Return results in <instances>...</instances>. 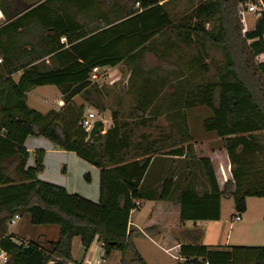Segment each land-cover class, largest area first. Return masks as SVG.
<instances>
[{
    "label": "trees",
    "instance_id": "16d2710c",
    "mask_svg": "<svg viewBox=\"0 0 264 264\" xmlns=\"http://www.w3.org/2000/svg\"><path fill=\"white\" fill-rule=\"evenodd\" d=\"M162 1L142 0L141 10L117 9L103 16L105 25L85 26L80 18L91 14L92 0H36L27 5L21 0H0L6 18L0 27V246L9 254L6 264H48L53 260L54 264H66L72 260V242L77 236L86 251L98 238L105 256L130 251L132 262L148 264L129 229L145 200L170 202L177 209L179 227L171 230L177 244L171 240L163 243L184 258V264H264V247L210 248L203 243V229L184 225L220 220L223 199L234 200L236 215L246 212L247 198L264 197V7L257 13L254 29L243 30L241 5L260 0L205 2L180 21L173 20ZM215 19L217 26L207 30L206 25ZM63 37L66 44L61 42ZM194 38L222 47L225 63L217 80L204 85L192 84L183 69L167 71L173 76L168 112L177 116L181 108L198 106L213 111L203 126L223 141L231 164L232 181L223 189L213 162L196 155L185 118L181 127L175 126L179 138L172 143L175 148L165 154L186 155L193 167L201 166L209 181L208 191H198L188 182L180 186L178 179L183 175L175 172L157 186L146 184L156 154L164 150L166 141L148 138L137 143V154L125 156L123 151L131 146L129 125L118 123V113L114 112L112 127L88 143V133L81 126L85 107L73 101L80 96L104 112L100 91L91 87V73L96 67L124 64L131 69V80L143 79L144 86L152 88L138 104L143 115L154 107L162 85L167 84L166 78L150 84L147 77L159 69L147 68L146 55L167 60L181 45L187 48L194 44ZM202 57H195L191 68L206 69ZM20 71L23 74L16 82L13 75ZM49 85L62 91L65 106L60 112L42 114L28 106L27 92ZM189 85L192 92L187 91ZM30 135L47 138L59 149L75 152L98 167L99 202L40 180L45 153H35V166H28L30 153L25 141ZM184 143L188 145L183 147ZM85 179L90 182V175ZM158 207L154 206L144 220V232L156 240L162 234L160 222L167 218ZM18 214L29 215L36 226H58L59 239H42L29 246L14 242L15 236L7 234V224ZM171 215L169 212L167 220L174 224Z\"/></svg>",
    "mask_w": 264,
    "mask_h": 264
},
{
    "label": "crops",
    "instance_id": "0c3cea01",
    "mask_svg": "<svg viewBox=\"0 0 264 264\" xmlns=\"http://www.w3.org/2000/svg\"><path fill=\"white\" fill-rule=\"evenodd\" d=\"M93 9L90 10L91 14L80 18L84 22H81L85 26H97V25H105L103 16H107L109 13L103 12L99 10L97 6V2L92 0ZM118 8L114 9L117 10ZM112 10V12L114 11ZM168 11V10H167ZM111 13V12H110ZM109 17L114 18V15H109ZM3 26V25H1ZM0 26V27H1ZM49 63V60H46ZM123 64H120L121 66ZM116 67H104L109 68V70H113L118 68ZM103 68V67H102ZM131 71V69H130ZM22 72H18L13 75V79L18 82L22 76ZM91 81V79H90ZM54 85L49 86H40L35 87L31 91L27 92V104L30 108L37 110L42 114H46L51 110H55L60 112L65 103L63 101L62 91L57 87L55 89ZM39 90H54L55 97L51 99L49 97H41L36 94ZM74 103L79 107H85L84 115L92 110H96L97 120L103 121L102 134L106 133L113 125V117L110 109H106L104 112L98 111L94 106L85 102L80 96H75L73 98ZM42 104L47 107L45 112H42L38 107ZM163 104V103H162ZM133 107V106H132ZM129 107V108H132ZM151 108V107H150ZM147 110L143 115H147L150 112ZM164 108V109H163ZM169 107L162 105V109L157 112L159 118L163 121H166L167 124L171 123V118H169ZM94 112V111H93ZM138 115H142L139 112L135 111V114H130V111L126 115H118V123H132L137 122ZM143 118V117H142ZM141 118V119H142ZM189 125V124H188ZM190 128V127H189ZM136 132V131H135ZM178 138V134L175 133ZM174 134H166L164 133L161 137L166 141V147H164L163 151L157 152L156 156L158 157L151 166L149 176L145 181L146 184H151L157 186L161 183L168 174L175 172L176 176L181 174L183 178L178 179L179 185H184L187 182L190 187L195 188L198 191H208L210 189L209 181L203 173L201 166L197 165L193 167V161H188L186 155L182 156H172L167 155L165 153H169L175 146L172 144L175 140ZM129 142L131 146L128 149H125L123 153L125 156L132 155L134 153L137 154L136 148H133L132 143L137 137H133L131 132H129ZM215 136V137H214ZM206 136V139L201 141L194 140L191 141L194 145L195 153L199 158H208L214 163L215 153L219 152L222 154L226 153V150L219 148L216 149L215 141L221 140L216 135ZM194 138V137H193ZM156 139L149 138V141H153ZM159 140V139H158ZM179 140V138H178ZM140 141H148V138L141 136L138 138V142ZM188 143L182 144L183 147H186ZM181 146V145H179ZM25 147L27 151L30 153V158L28 161V166H35V153L38 151H44L45 156L43 160V171L39 174V179L48 182L51 184L59 185L64 187L70 194H77L85 199H88L94 203H98L100 200V169L86 160L80 158L75 152H69L65 150H61L56 147L50 140L44 137H36V136H28L25 141ZM222 149V152L220 151ZM139 154H142L141 147H139ZM215 151V153H214ZM203 153V154H202ZM190 160V159H189ZM89 174L91 177V181L87 182L85 179V175ZM191 174L190 179L187 180L185 178L186 175L189 176ZM218 184L221 189H223L225 181L229 180L228 175L226 174L225 179L220 177L219 173H215ZM147 186V185H146ZM223 200H233V199H223ZM223 200L221 201V218L218 221H198L191 222L193 224L192 228L188 227V222H186L185 228L193 229V228H201L205 231V237L203 243L210 248H222L226 249L233 246H245V247H264V197H249L247 198V209L245 213H242V218L240 221H233L232 219L237 215H235V205L234 200L231 208L229 209V213L227 216H224L223 213ZM154 206H160L158 209H161L163 216L168 218L169 212L172 213L171 216L174 217V224H171L169 220H164L163 223L160 222L163 226L162 234L156 240L146 234L144 232V220L146 215L154 208ZM146 208V209H145ZM145 213V214H143ZM139 216L141 218H139ZM143 216V217H142ZM178 212L177 209L170 202H161L158 203L153 200H145L142 202V207L138 212L134 215V218L130 221L129 229L133 232V242L144 258V260L151 264L148 256H146V252H148L147 248L141 243L142 239H145L148 244L156 249L161 250L165 254L170 253L169 249H164L160 246L161 243L168 241H173V244H177L176 240L171 236V230L173 228L179 227L178 225ZM22 220V219H21ZM32 224V223H31ZM207 227V228H205ZM236 232V234H234ZM50 233H54V238L50 235ZM7 234L20 235L19 232H8ZM60 229H50V232L45 231L39 234L38 240L45 239L50 242H56L59 239ZM21 237V235H20ZM25 239L27 236H22ZM172 237V238H171ZM175 248H179V245H175ZM148 254H150L148 252ZM105 259L106 262L104 264H118V251H113L109 256L104 255V250L102 243L96 238L92 246L88 251L85 250L82 245L81 238L75 237L72 242V260L76 262H80L82 264H101L99 263L101 259ZM179 261V264H184L185 259L179 256H172ZM179 258V259H178ZM122 261V260H121ZM121 264V263H120Z\"/></svg>",
    "mask_w": 264,
    "mask_h": 264
},
{
    "label": "rangeland",
    "instance_id": "374dc122",
    "mask_svg": "<svg viewBox=\"0 0 264 264\" xmlns=\"http://www.w3.org/2000/svg\"><path fill=\"white\" fill-rule=\"evenodd\" d=\"M99 10L112 13V10L118 8L120 11H128L139 10L137 2H142V0H95ZM216 1V0H163L161 3H166L165 7L172 16L174 21H180L182 18L187 17L190 13H192L197 6L202 3ZM36 0H21L22 5L35 3ZM251 4H259L255 2H249L241 5V23L243 30H252L255 27L257 21V13L249 12L248 7ZM141 7V5H140ZM262 7H259L261 9ZM71 10L74 11V8L71 7ZM80 22H84L80 19ZM218 24V20L209 22L206 25V29L212 31ZM195 43L190 45L189 47H184L181 45L180 48L174 53L171 57H168L167 60H160L154 54L148 53L146 55V65L147 68H158V72L153 74L152 76H148L147 79L150 80V84L153 85L154 81H160L162 78H166V85L163 86V90L160 92L159 98L154 100V107L150 109L149 114L147 115H138L137 122H128L127 132H131L133 137H137L132 143L133 148H136L138 142V138L144 136L146 138L152 139H160L164 133H168L171 135H175L176 128L175 126L181 127L183 119L187 120L189 124L188 127L190 134L194 137V140L201 141L206 139V136H214L213 133H208L204 130V121L213 116V111L206 106H198V107H190V108H181L176 116V114L169 113V118H171V123L167 124L166 121H163L161 118L157 117V112L162 109V105L171 107L170 100L172 99L173 89L169 88V85L172 82L173 76L170 75L167 71H178L179 69H183L185 71L186 77L190 78L192 84H207L212 81H216L218 74L220 73L224 63V50L222 47L214 45L208 41H204V44L201 43L200 40L194 38ZM205 60L203 62L206 66L205 68H201L202 66L191 68V61L195 59V57H201ZM183 82V80H182ZM91 87L97 88L100 91L99 100L101 104L105 107V109H110L111 114L114 112L118 113V115H126L128 111L130 114H135V111L138 112L139 109L138 104L142 101V98L146 95V93L152 88H147L145 82L143 84V79L134 78L131 80V71L129 66L121 65L116 69L101 71L99 72L98 78L93 79L91 76ZM155 86H153L154 88ZM57 89V87H54ZM160 88V87H159ZM192 92V86L189 85V89L187 91ZM37 95L41 97H49L54 99L55 91L54 90H39L36 92ZM163 103V104H162ZM133 106V107H132ZM132 107V108H129ZM42 112H45L47 107L41 103L38 107ZM164 109V108H163ZM96 113V110H92ZM168 112V111H167ZM143 117V118H142ZM142 118V119H141ZM104 130V128H103ZM136 131V132H135ZM215 137V136H214ZM175 140L178 138L175 135ZM207 140V139H206ZM215 148L223 149V141L216 140ZM194 146V145H193ZM222 149L220 150L222 152ZM224 150V149H223ZM215 153V151H214ZM227 153V152H226ZM203 154V153H202ZM129 159L135 158L134 156H129ZM214 169L215 173H219L221 178L226 177L228 175L229 180L224 184L225 185L232 181L231 176V164L227 154H220L219 152L215 153L214 156ZM12 170V169H10ZM88 182V181H87ZM223 187V188H224ZM233 204V200H223V213L224 216H227L229 213V209ZM146 209V208H145ZM145 214V213H143ZM148 215V214H147ZM146 215V216H147ZM143 217V216H142ZM139 218H141L139 216ZM22 220H19L15 225L7 224L8 232H19L20 235H14L15 237H19L20 239H25L22 236H27L30 238V242H37L39 234L48 231L50 229H58V226H36L31 224L30 216L27 214L22 215ZM193 224L188 222V227L192 228ZM207 228V227H205ZM236 234V232L234 233ZM50 235L54 238L55 234L50 233ZM27 240V239H25ZM148 250L146 252V256H148L151 264H179V261L172 256H176V251H170L168 254H165L161 250H156L152 248L145 239H142L141 242ZM160 246L164 249H167L169 245L161 243ZM118 264H122L121 260H125L126 264H136L132 262V253L126 252L122 253L118 251ZM179 259V258H178ZM48 264H52L49 262Z\"/></svg>",
    "mask_w": 264,
    "mask_h": 264
},
{
    "label": "built area",
    "instance_id": "2783aa9c",
    "mask_svg": "<svg viewBox=\"0 0 264 264\" xmlns=\"http://www.w3.org/2000/svg\"><path fill=\"white\" fill-rule=\"evenodd\" d=\"M137 5H138V8L139 10H141V3L140 2H137ZM259 7H264L263 6V2L260 0L259 1V4H251L249 5L248 7V10L249 12H256V11H259L261 9H259ZM6 23V18L2 12V10L0 9V26L1 25H4ZM61 42L62 43H67V40L65 37L61 38ZM109 68H101V67H96L93 69L92 73H91V76L93 79H97L98 78V75H99V72L101 71H108ZM91 76H90V79H91ZM97 120V115L95 112L93 111H90L88 113H86L82 120H81V126L83 129H85V131L87 133H89L90 129L92 128L93 126V123ZM137 207H140V203L137 202ZM242 216V213H238L232 220L233 221H240L241 220V217ZM22 216L21 215H15L9 222L8 224L10 225H15L19 220H21ZM14 235V234H13ZM12 240L18 244H22V245H26V246H29L30 245V241L29 240H25V239H20L19 237H13ZM55 260H62L61 258H54ZM9 260V254L0 246V264H6ZM52 262V264H54V260L53 261H50ZM106 262L105 259H101L99 263L101 264H104ZM66 264H82L80 262H76V261H73V260H70V261H66Z\"/></svg>",
    "mask_w": 264,
    "mask_h": 264
},
{
    "label": "water",
    "instance_id": "95a60500",
    "mask_svg": "<svg viewBox=\"0 0 264 264\" xmlns=\"http://www.w3.org/2000/svg\"><path fill=\"white\" fill-rule=\"evenodd\" d=\"M32 89H30L29 91H31ZM102 127H103V121L100 119L96 120L93 123V126L88 133V139H87L88 143H91L95 136L102 134V131H103Z\"/></svg>",
    "mask_w": 264,
    "mask_h": 264
}]
</instances>
